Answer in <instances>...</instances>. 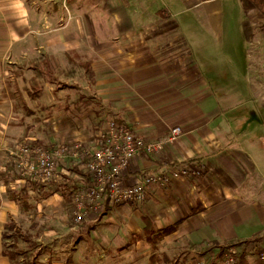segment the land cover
Segmentation results:
<instances>
[{
  "label": "crops",
  "instance_id": "obj_1",
  "mask_svg": "<svg viewBox=\"0 0 264 264\" xmlns=\"http://www.w3.org/2000/svg\"><path fill=\"white\" fill-rule=\"evenodd\" d=\"M241 1L248 11L243 32L248 52L245 60L253 59L249 52L254 47L255 68L259 70L256 78L245 81L257 86V96H264V16L249 0ZM199 2L68 0L65 8L64 0H0V172L10 164L17 169L23 141L45 147L80 144L88 148L109 118L148 141L165 139L175 127L183 130L163 151L133 160L122 174L123 185L171 168L201 172V177L184 176L166 188L153 190L143 205L106 202L98 215H90L84 222L92 228L87 234L83 224L68 230L74 196L68 194L87 187L86 159L67 157L60 164L58 177L51 181L67 182L64 195L54 193V187L53 194L34 201L37 213L32 227L37 225V231L49 235L46 243L44 237L37 239L42 250L38 264H148L153 249L143 237L145 217L157 230L176 228L160 241L161 252L171 258L188 253L187 264L215 261L221 258L220 246L257 237L260 241L251 244L245 255L254 246L264 247V206L257 199L245 198L247 179L242 173H232L233 161L228 158L232 143L226 135L233 130L232 122L226 112L218 114L211 108V84L200 77L191 50L199 35L183 27L179 17L185 8L176 11L180 4L188 9L197 8ZM207 4V32L213 40L217 36L222 39L221 1L208 0ZM236 33L229 31L230 53ZM46 56L59 59L64 70L60 80L65 86L57 90L46 85L39 99L32 100L29 81L34 72L27 70L23 77L15 72ZM87 62L92 64L93 78L83 68ZM75 69L82 70L92 85L94 103L83 94L78 98L72 95L78 85L67 78ZM14 88L27 101L31 115L15 108ZM91 106L95 108L88 116ZM27 180L21 175L10 186L20 190ZM20 215L0 180V264H10L2 254L4 226ZM213 244L217 246L209 252L202 250ZM62 246L65 259L56 254ZM244 260L262 264L253 258Z\"/></svg>",
  "mask_w": 264,
  "mask_h": 264
},
{
  "label": "rangeland",
  "instance_id": "obj_2",
  "mask_svg": "<svg viewBox=\"0 0 264 264\" xmlns=\"http://www.w3.org/2000/svg\"><path fill=\"white\" fill-rule=\"evenodd\" d=\"M199 1L197 8L187 9V6L180 4L176 11L183 12L182 9L185 8V13L179 17L183 27H185V30H193L199 35L198 41L192 44L194 47L191 50L194 52L198 67L196 70L199 72L200 77L211 84L213 98L209 101L211 108H215L218 114L226 112V118H229L232 122V132L226 133L229 138L228 141L232 143L231 153L228 155V158L233 161L232 173H242L247 179L249 187L248 190H245V198L250 201L257 199L264 206V96H257V86L247 84L245 81L247 78H256V72L259 71L255 68L256 54L254 47L251 53L249 52L253 59L250 61L245 60L248 52L245 48L243 32L247 28L245 16L248 11L241 0H220L221 5H219L218 10L220 9L219 12L222 14L224 33L222 39L217 36L213 40L207 32L209 30V24L206 20L208 0ZM176 2L178 3V1ZM64 6L67 8L65 4ZM197 15L203 19L198 21ZM189 16L193 20H189ZM231 30L237 32L232 44L234 46L233 53H230L232 40L229 31ZM187 38L189 39L188 36ZM85 78L82 70L75 69L73 71L72 77L67 78V80L77 84L78 88L71 90V93L75 95V98H78L79 94H83L89 101L92 100V103H94L96 101L95 91ZM262 88L264 91V85ZM91 108H95V106L87 109L88 116L91 113ZM84 124L89 130L91 129L90 122L86 121ZM240 193L244 194V192ZM255 195L257 198H255ZM262 205H259V207L262 208ZM69 219L71 223H69L68 230L72 226L77 228L71 220L70 213ZM16 220L25 232L34 234L37 231V228L32 227L33 218L30 216L20 215ZM48 236V233L45 235L42 232L39 238L44 237L43 241L46 243L49 240ZM21 245L23 248H28L25 243H21ZM261 248L264 249V247ZM63 249L62 246L56 254L65 259ZM43 252L45 253L44 258H46L48 255L47 246L44 247Z\"/></svg>",
  "mask_w": 264,
  "mask_h": 264
},
{
  "label": "built area",
  "instance_id": "obj_3",
  "mask_svg": "<svg viewBox=\"0 0 264 264\" xmlns=\"http://www.w3.org/2000/svg\"><path fill=\"white\" fill-rule=\"evenodd\" d=\"M67 2L64 0L65 5ZM182 134L183 130L175 127L165 139L148 141L125 124L109 118L88 148L80 144L73 148L66 145L33 148L28 141H23L17 153V170L20 175L33 181L49 183L56 180L60 164L67 157H84L85 168L93 184L76 192L70 207L73 224L80 226L90 215H98L106 202L113 205H143L149 193L155 189L166 188L184 176L201 177L200 171L186 167L171 168L145 174L133 185L125 186L122 183V174L133 160L141 159L143 154L163 151L167 144L175 142ZM242 257L236 248L229 247L222 258L212 262L201 260L195 264H239ZM244 258L257 259L264 264V249L254 246Z\"/></svg>",
  "mask_w": 264,
  "mask_h": 264
},
{
  "label": "trees",
  "instance_id": "obj_4",
  "mask_svg": "<svg viewBox=\"0 0 264 264\" xmlns=\"http://www.w3.org/2000/svg\"><path fill=\"white\" fill-rule=\"evenodd\" d=\"M255 8L264 16V0H249ZM86 74L93 78L94 73L92 70V64L87 62V65L83 67ZM30 70L34 72V77L29 81V93L32 100H38L40 94L44 91L46 85H54L57 90H60L65 84L60 80L61 76L64 75V70L61 66V63L58 58L46 56L41 59H35L24 65L18 67L17 77H23L25 71ZM75 88L76 86H70ZM14 95L17 97L15 99V108L21 109L26 115H31L32 111L28 107L27 101L22 97L21 93L14 88ZM33 148L39 146L37 143L31 144ZM85 182L87 187L92 186V180L90 175H85ZM21 178V175L18 174L16 165L10 164L7 166L5 171L0 172V180L4 183L7 189V197L10 201L16 203L19 207V210L23 215H28L35 220L37 213L36 204L34 201L45 199L48 195L53 194L54 187H57L54 190L55 192H61L64 195L63 188L67 187V182H49L41 183L36 182L28 178L26 184L21 187L20 190H13L10 186V183L15 179ZM66 180V178H65ZM65 185V186H64ZM67 185V186H66ZM76 190L69 192L68 196H73L76 193ZM145 227L143 237L150 242L153 255L150 258L148 264H187L189 261V254L182 252L176 257L171 258L166 253L161 252V247L159 245L160 241L164 239L167 235L174 232L175 227L167 228L165 230H157L154 224L149 220V218H144ZM37 225H34L33 228H36ZM84 233L89 234L91 229H88V226L83 223ZM42 234V230H38L35 234L27 233L23 230L14 218H10L9 221L5 224L2 239H3V251L2 254L5 258L8 259L10 264H38V260L42 255V250L38 245L37 239ZM138 239V237H137ZM260 237L246 240L242 243H234L229 245L220 246V256L225 254V251L229 247H234L238 252H241L245 255L247 249L251 244H255L260 241ZM21 243L28 245V248H23ZM217 246V244H215ZM206 246L202 248L205 253L209 252L215 246ZM242 255V256H243ZM52 261V258H51ZM239 264H250L248 261L241 258Z\"/></svg>",
  "mask_w": 264,
  "mask_h": 264
}]
</instances>
